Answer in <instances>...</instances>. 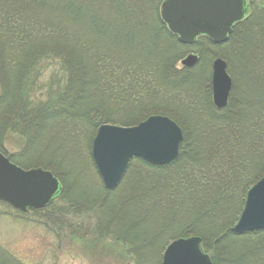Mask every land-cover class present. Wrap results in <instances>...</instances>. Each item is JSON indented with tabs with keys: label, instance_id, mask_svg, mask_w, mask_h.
<instances>
[{
	"label": "trees",
	"instance_id": "1",
	"mask_svg": "<svg viewBox=\"0 0 264 264\" xmlns=\"http://www.w3.org/2000/svg\"><path fill=\"white\" fill-rule=\"evenodd\" d=\"M160 1L0 0V71L6 72L8 65L19 67L20 71L15 73V91L21 93V87L31 85L23 72L29 64L39 72L34 73L36 82L51 65L58 68L63 82V87H55V92L50 90L52 86L46 87L44 102H31L36 100V90H32L30 97L28 93L27 97L8 101V108L14 109V120L1 121V118L0 130L28 139L36 138L46 126H55L51 137L62 134L63 140L72 147L88 150L101 124L128 126L152 114H160L175 121L184 137L177 159L170 164L158 167L134 159L141 168L134 183V178L126 180L123 177L121 186L113 192L94 184L77 192L76 182L68 183L71 177L79 180L76 173L62 178L65 186L56 201L32 212L49 209L46 212L51 213L45 216L46 224L53 226L56 232L60 228L55 226L64 224L63 214L72 212L84 216L91 213L94 224L88 219L76 228L67 225L69 232L79 231L80 240L95 255H108V259L113 260L127 259L125 264H160L164 247L171 240L188 236L201 238V248L210 255L213 264H264V230L240 236L231 232L243 209L247 191L264 175V0L250 3L248 15L234 25L223 45L231 47L241 42L244 51L249 52H241L239 57L245 60L247 69L250 67L248 84L253 98L237 99L233 91L236 83L232 78V89L223 109L215 108L210 92L206 100H189L190 103L188 100L186 103L155 100L154 91L152 87L148 89L141 72L148 69L139 71L137 66L136 69L125 67L124 61L120 69L118 62L122 56L111 61L106 51H101L102 56L92 52L91 38L100 49L117 45V54L128 51L127 46L117 40L118 36H113L109 43L102 35L103 29L108 27L100 18L105 3L111 8L109 16L114 15L117 25L122 24L120 28L113 26L117 33L118 29L123 30L120 35L126 42L134 35L133 28H143L149 34L146 26H150L147 20H151V37L164 38V49L169 53L159 58L148 52L144 61L159 64L157 80L163 85L159 90L164 96L174 95L172 88L183 85L188 76V71H181L186 72L184 75L174 70V59H180L185 50L193 49L202 60L204 52L208 57L206 49L214 46L206 37L197 38L192 45L180 44L158 17ZM82 17L87 25L75 23ZM253 30L258 42L251 35ZM253 71H256L254 76ZM176 75L181 78L176 80ZM154 78L155 75H151L150 79ZM172 82L176 84L170 86ZM3 83L1 81L4 88ZM139 96L154 98L148 100L153 103L148 106L146 100H137ZM0 150L6 155L2 148ZM61 173L64 174L55 170L54 174L64 177ZM66 197L71 200L56 204ZM75 197L78 199L72 200ZM113 203H119L120 208L110 214ZM131 207L143 216L129 221ZM183 212L190 217L179 221ZM142 226L149 229H141ZM231 246L237 249L231 251ZM154 253L156 257H148Z\"/></svg>",
	"mask_w": 264,
	"mask_h": 264
},
{
	"label": "rangeland",
	"instance_id": "2",
	"mask_svg": "<svg viewBox=\"0 0 264 264\" xmlns=\"http://www.w3.org/2000/svg\"><path fill=\"white\" fill-rule=\"evenodd\" d=\"M249 1H250L249 3H253V4L260 3V0H249ZM161 2L162 1H160L157 8L158 17L160 21H161L160 18ZM110 13H111V8H109L108 3H105L104 8H102L101 10L100 18L102 19V21H104V24L108 25V27L106 29H103L102 32H104V34L102 35L106 38L105 40L108 41L109 43L112 42L113 36L114 37L118 36L117 38H120L121 40L120 39L117 40H119V42L121 41L120 42L121 45L127 46L126 49H128V51L122 54H117V45L109 47L108 49L106 48L100 49L99 44H94L95 40L93 39L94 41H92V38L90 37L91 38L90 45L93 46L92 52H95L96 54L102 56L101 51H104V53L106 51L111 55L112 59L108 57L111 61H113L116 57L120 58V56H122V59H120L118 62L119 63L118 65H120V69H123L122 65H124V63H127L125 64V67L126 65H128L129 67L132 66L133 69H136L135 66H137L138 67L137 70L140 69L139 71H141L142 68L145 70L148 69L147 71L143 70L144 72L143 71L141 72L145 76V84L148 83L147 84L148 89L149 87H152V90L154 91L155 100H165L168 102L169 101L172 102L171 100H183V102L186 103L187 100L188 102L189 100L192 101L206 100V95L209 92H210V98L212 100L211 73H212V63L216 58H221L226 62L227 73L229 74L231 80L233 78V80L236 83L235 87H233L234 96L239 100H251L253 98L251 97V91H250L251 88L248 84V80L251 76L250 71L248 70L250 69V67L247 69V67H245L246 65L245 60L239 57L240 56L239 54L241 52L247 54L249 52L244 51L241 42L239 43L236 42V44L234 43L231 47L214 46L212 47V49L208 48L206 49L208 53L207 54L208 57H206L205 55L206 52H204L203 55L206 58L204 57L202 60H199L198 58L197 62L189 68L182 66L180 61L186 58L189 54H194L198 56V53H196L193 49L185 50L184 52H182L183 54L180 59L177 60L174 59V61L176 62L174 63L173 68L175 71H177V73L180 72L183 73L184 75H187L185 74L186 72H181V71H188L187 77H192V78L189 80L186 77L184 78V80H186V82L189 80L187 83L185 82L186 84L184 83L178 88H174V89L172 88L171 92L174 95L164 96V94H162L159 90L163 85L160 84L157 80V75L160 74L159 64L157 62H150L147 60L146 62L144 61L145 54L147 56L148 52H151V54H154L159 58H162L169 53L167 50L164 49L165 48L164 38H158L156 40L151 37L153 33L151 26L153 25L151 20L150 21L147 20V22L150 24V26H146V28L149 31V34H146L143 28L141 29L133 28V30L135 31L133 33L134 35L129 36L127 40L128 42H126L124 39H122L120 35L122 34L123 30L120 31L118 29V33L116 32L114 26L117 25V21H116L117 18L114 15L109 16L111 15ZM76 22H82L87 25V22L86 20H84V17H82V19L81 18L78 19L77 21H75V23ZM100 23L101 22H99L98 24L99 26ZM119 25L122 24L118 23L117 25L118 28H120ZM163 25L165 26L166 30L169 32L167 26L165 24ZM79 29H81V27ZM94 35L95 37H98L96 34ZM251 35H253L255 37V41L258 42V39L256 37L257 33L254 30L252 31ZM246 37L248 38V35ZM99 38L100 37H98V39ZM182 45H192V44H182ZM103 58L105 60V57ZM57 60L58 59H56L55 61ZM5 69L6 72H4L3 70L0 71V105H1L0 119L2 118L1 121H3L6 118H9L10 120H14V116L12 115L14 113L13 112L14 109L11 110L10 108H8V105H6V103H8V101H10L11 99L18 100V98L20 99V97L23 96L27 97L28 93L30 97L32 90H36L37 91L35 98L36 100H31V102L33 103L44 102L46 100L45 94L48 91V89H46L47 86H52V89H50L52 92L54 91V89H57L55 87H60V88L63 87L62 86L63 82L61 81L60 78L61 74L57 72L58 68L54 67V65H51L45 72L41 73L39 77H37V82H36L35 79L36 75L34 73H39V72L38 71L36 72L34 66L32 64H29V67L26 70H23V72L27 75V80L31 81V85H29L27 88L21 87L20 89L21 93H19L18 90L15 91L16 89L14 87L15 76H16L15 73L20 71L19 67L8 65V67ZM255 73L256 71H253L252 75L254 76ZM151 75H155V78L150 79ZM176 76H177L175 78L176 80L181 78V75H176ZM1 81L4 82L3 83L4 88L1 85ZM173 83L174 82H172L169 85L171 86ZM175 84L176 83H174V85ZM37 86H41V88ZM153 99L154 98L151 99V98H144L143 96H139L137 100H146L147 105L150 106L151 103L153 102H150L148 100H153ZM155 104H159V103H155ZM174 109L179 110L178 108H174ZM177 114L180 113L177 112ZM54 127L55 126H46L45 129L41 130V132L39 131L40 134L39 132L37 133L36 138H32L33 137L32 136L31 138L28 137V139L26 138V136H22L15 132H8V130L2 129L0 130V135H1L0 148H2L3 151H5L6 155L10 157L14 163L20 164V166H22L23 169L42 168L51 171L53 175L59 179V181L62 184V187L65 186V183L63 182L62 178H68V177L70 178V176L76 175V173L77 176L79 177V180H76L75 178L71 177L68 183L76 182L77 192H79L82 188L83 189L86 188V185H90V184H94L95 187H98V185H101L103 187L101 183V179L97 173V169L94 165L91 156V147H89L88 150L86 147L82 148L80 146L74 148L71 146L70 143L65 142L66 140L65 141L63 140L62 134H59L57 137L54 138L51 137L55 129ZM57 131L61 133V130L59 128ZM55 147L56 149L55 151H53ZM134 159L135 158H133L132 161L130 160L131 162L128 163L126 171L122 176V179L123 177H125L126 180L128 179L130 180L131 178H134L138 174V170H140L141 168L134 162ZM48 161L51 162L50 165L47 163ZM55 170L64 172V174L61 173L64 177L56 176L54 174ZM121 181L118 184V186L115 189L111 190L110 192H113L116 189H118V187L121 186ZM134 182H136L135 178L133 179V183ZM145 184L146 183H144V186ZM103 189L105 190L104 187ZM122 189H124V186ZM76 199L78 198L77 197L72 198V200H76ZM67 200H71V199L70 198L68 199V197H66L63 200H60L59 203L57 202L56 204L57 205L65 204ZM147 205L148 204H146L145 207H148ZM119 208H120L119 203L115 205L113 203V209L110 210L109 213L114 214ZM48 210L49 209H47L46 211ZM154 210L159 212L158 209H154ZM46 211L37 212L36 214H33V212L23 214L15 210L13 207H10L5 203L0 202V264H125L126 263L127 259L113 260V259H108L109 258L108 255L107 256L95 255L91 250V248L86 247L83 241L80 240L81 234L79 233V231L75 234L69 232L67 225H71L72 227L76 228L77 225L79 226L81 224H84V222L88 221V219H90L89 222L94 224L93 222L94 219H92L93 217L91 213L84 214V216L82 215L77 216L72 214V212L63 214L62 219L64 224L59 223L58 226H55L56 229L60 228L57 229L56 232L53 226L46 224L45 216L47 214L49 216V214L51 213L50 211L49 212ZM180 215L181 216L179 217V221H184L183 217H185V219H188L190 217V215L187 214L186 212H183ZM57 216L59 215L57 214L56 217ZM140 216H143V214H140V211L134 212V209L132 207L130 208V212L128 214L129 221ZM156 219H157L156 222H159V218ZM48 220L52 221L51 219ZM54 221H56V219ZM145 227L142 226L141 229L144 230L149 229V227L147 226ZM235 235L240 236V234H235ZM230 248L231 251H235L237 249L236 247H232V246ZM161 255H160V264L162 261ZM148 257H156V254L154 253L151 256L148 255ZM157 260H155V262Z\"/></svg>",
	"mask_w": 264,
	"mask_h": 264
},
{
	"label": "water",
	"instance_id": "3",
	"mask_svg": "<svg viewBox=\"0 0 264 264\" xmlns=\"http://www.w3.org/2000/svg\"><path fill=\"white\" fill-rule=\"evenodd\" d=\"M248 12L247 0H163L160 18L181 44H191L198 36L213 43L225 42L234 24ZM198 60L189 54L181 60L184 67ZM212 102L223 109L231 90L226 62L216 58L211 73ZM183 140L181 128L163 115H151L135 126L102 124L91 145V156L105 189L120 183L132 158H141L153 166L173 162ZM61 182L51 171L42 168L23 169L0 152V201L22 212L46 207L62 192ZM264 230V176L246 194L242 212L232 226L234 234ZM198 236L178 238L165 248L161 264H213L200 247Z\"/></svg>",
	"mask_w": 264,
	"mask_h": 264
},
{
	"label": "bare ground",
	"instance_id": "4",
	"mask_svg": "<svg viewBox=\"0 0 264 264\" xmlns=\"http://www.w3.org/2000/svg\"><path fill=\"white\" fill-rule=\"evenodd\" d=\"M250 1L249 0H247V4H248V8L250 7V3H249ZM246 18V17H245ZM244 18V19H245ZM232 33V32H231ZM231 35V34H230ZM229 35V36H230ZM229 38V37H228ZM227 41H228V39L225 41V42H222V43H214L213 44V46H223L224 44H226L227 43ZM233 81V80H232ZM231 89H232V83H231ZM230 92H231V90H230ZM229 95H230V93H229ZM149 117V116H148ZM147 117H145V119H146ZM144 119V120H145ZM143 121V120H142ZM141 122V121H140ZM139 122V123H140ZM138 124V123H137ZM137 124H133V125H131V126H135V125H137ZM95 135H96V133H95ZM95 137V136H94ZM184 139V138H183ZM183 143V140L181 141V143H180V145ZM1 152V151H0ZM178 155H179V151H178ZM178 157V156H177ZM135 159H138V160H141V161H143L141 158H135ZM177 159V158H176ZM175 159V160H176ZM174 160V161H175ZM130 162V161H129ZM143 162H145V161H143ZM146 163V162H145ZM16 164V163H15ZM148 164V163H147ZM17 166H19V167H21V168H23L22 166H20V164H16ZM153 166V165H152ZM158 167H160V166H158ZM97 173H98V171H97ZM98 175H99V173H98ZM99 177H100V175H99ZM101 179V178H100ZM101 183H102V181H101ZM64 188V187H63ZM106 191H108V192H110L111 190H109V189H105ZM57 198H54L46 207H48V206H50L51 205V203H53L55 200H56ZM0 202H3V203H5V204H7L6 202H4V201H0ZM46 207H44V208H39V209H29L27 212H23V214H25V213H31L32 211H38V210H42V209H45ZM232 228V227H231ZM232 232V231H231ZM233 233V232H232ZM234 234V233H233ZM179 238V237H178ZM177 238V239H178ZM164 251H165V249L163 250V252H162V255H161V259H162V256H163V253H164Z\"/></svg>",
	"mask_w": 264,
	"mask_h": 264
}]
</instances>
